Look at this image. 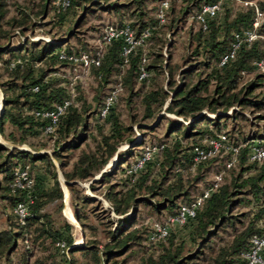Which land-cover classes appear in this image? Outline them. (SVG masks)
I'll return each mask as SVG.
<instances>
[{"label": "trees", "instance_id": "1", "mask_svg": "<svg viewBox=\"0 0 264 264\" xmlns=\"http://www.w3.org/2000/svg\"><path fill=\"white\" fill-rule=\"evenodd\" d=\"M155 1L156 6L149 9L147 0H69L68 6L54 8L59 24L65 19V11L73 6L90 10L92 8L88 6L92 5L113 13L119 23L110 24L118 27L127 24L136 37L146 28L150 29L143 43L134 46L126 56L123 55V39L112 40L104 48L100 65L90 68L99 85L116 75L114 86L120 83L122 89H129L130 96L140 97L141 120H136L137 116H134L129 124L123 123L115 112L116 102L104 118L98 117L106 95L96 115L108 124L107 132L100 129V137L95 139L93 149L75 153L86 141L83 134L89 129L88 121L94 114L92 107L85 100L80 106L73 102L51 133H45L49 120L36 115V112L53 109L69 97L70 84H57L51 73L56 65L70 64L73 67L72 62L60 58L61 52L70 55L79 51L66 47L68 40H64L62 46V42H58L61 38L51 42L26 39L15 44L12 38L25 36L36 22H30L28 9H18L20 18L9 17L7 0H0V78L6 77L5 81H0L4 102L0 135L14 144L29 145V138L45 133L52 136L58 145L52 151V157L58 160L56 167L47 152L32 148L37 151L34 153L0 144V213L5 215V225L0 228V264H126L136 252L133 249L141 245L143 237L148 243L157 244L158 248L156 254H144L139 264H197L196 259H207L209 264H241L249 250L251 236L264 233V222H258L264 210L254 212L239 229L233 226L234 218L230 215L236 206L256 204L260 197H264V159L261 162L250 159L252 147L258 138L263 137L262 132L258 129L250 133V130L248 134L238 124H232L231 132H222L229 120L249 123L241 109L249 108L253 113L264 110V70L257 65L264 59V20L258 29L263 38L250 43L242 42L234 56L220 64L221 58L231 50L236 36L243 35L252 27L256 11L264 12V0L252 5L241 3L239 10L234 13L226 11L222 18H219L220 12L209 16L205 29L196 20L197 14L203 4L221 0H181L184 5L181 15L193 11L192 18L199 26L194 36L193 56L201 55L204 61L198 62L202 66L201 71L199 66L191 65L178 74L177 80L174 78L176 68L169 60L160 53L152 56L144 48L166 22H160L157 16L162 0ZM50 2L41 0L37 11L39 17L48 13ZM170 7L169 2L167 13ZM151 10L154 16L149 15ZM81 45L86 47L84 43ZM95 50L96 44L92 50L84 51ZM143 71L146 76L141 77ZM159 75H165V86L156 82ZM249 75L253 77L244 82L245 76ZM135 81L141 84L137 90ZM76 84L75 98L79 99ZM162 109L175 118L166 119L164 135L156 142L148 143L164 147L142 169L130 173L127 159L139 156L141 150L134 154L135 146L142 147L147 143L137 138L132 124H138L139 130L154 131L165 119L164 115L157 119ZM203 111L214 113L215 117L208 118ZM261 119L264 115L258 114L249 124L252 128L256 127ZM145 121L155 124L147 127ZM6 124L13 127L8 133L5 132ZM222 133L232 144H244L237 162L231 166L239 165V170L229 182H223L224 170L220 167H226L232 156L230 151L222 149L210 159L197 164L193 162V148L205 146L206 139ZM172 134L175 136L172 137ZM123 143H135V146L119 151L113 168L102 172L88 186L92 191H96L98 185L105 187L102 196L108 206L103 207L100 200L88 194L80 183L91 181L101 172ZM223 153H226L227 163L213 166ZM252 166L255 167L254 172L247 174ZM17 167H27L34 178L30 190L13 186ZM186 169L198 170V173L193 178H187L183 175ZM35 170L39 173L37 180L33 175ZM57 170L70 193L74 218L84 232L83 244L75 243L74 226L62 214L64 193ZM208 173H213V179L205 182ZM116 174L120 175L118 181L112 179ZM218 174L222 177L217 187L196 210L194 218L182 225L189 230L188 237L197 248L195 252H185V242H175L173 228L164 239L154 242L149 239L151 225L146 234H142L143 231L136 226L139 205L148 207L153 213H163L166 219L175 215L180 206L190 204L205 189L211 188ZM46 178L52 183L41 185ZM201 182L206 184L196 195ZM29 197L32 202L28 205L24 224H21L16 219L14 208ZM50 205L52 209H49ZM246 215L243 214L244 217ZM99 226H103L101 232ZM227 228H233L232 238L217 247L213 246L212 240ZM206 252L210 255L207 256ZM261 255L264 260V249Z\"/></svg>", "mask_w": 264, "mask_h": 264}, {"label": "rangeland", "instance_id": "2", "mask_svg": "<svg viewBox=\"0 0 264 264\" xmlns=\"http://www.w3.org/2000/svg\"><path fill=\"white\" fill-rule=\"evenodd\" d=\"M253 3L257 2L258 0H250ZM41 0H7V9H8V16L13 17L16 16L17 18H20V14L18 13V9H24V10H30V22H36V25H34L31 29V31H26L25 36L20 37H13L12 41L17 44L18 42H23L26 39L28 40H40V41H55L60 39L58 42H63L64 40H68L67 46H71L76 51H82V50H92L95 46V40L99 36V34L103 31L104 27L107 24H118V18L111 12H105L102 9L98 7H94L92 5H89L88 10H82L78 6H73L69 10L65 11V19L64 21L59 24L58 23V16L55 14L53 5V0H51L50 4L48 5V13L46 15H42L39 17L37 15V11L39 9V4ZM170 2V9L167 13V18L165 25L161 27L159 30H157L155 37L144 47L146 52L149 51L151 55L153 54H162L163 58L169 60L170 64L176 68V74L174 76L175 80L178 79V74L189 68V66H199L198 69L200 71L202 70V66L199 65L198 62L204 61V58L200 55L193 56V51L196 45L195 37L197 32L199 31V26L197 22L192 18L193 11L189 14L181 15V10L183 8V4L181 0H169ZM220 2V15L219 18H222L226 11L229 12H236L239 10L242 6L241 3H239L236 0H221ZM157 1L155 0H147V8H153L156 6ZM196 10L194 9V12ZM151 16H154V11L151 10L150 14ZM77 19H79L77 21ZM85 44L86 47H82L81 44ZM152 60V59H151ZM150 60V61H151ZM149 61V63H150ZM211 66H213V63H211ZM72 66L70 64L68 65H56L54 66L53 72L51 73L54 78L57 80V84H62V86H68L70 82L72 81L73 77V70ZM199 70H197L198 72ZM1 73V70H0ZM80 77L76 79L75 84L78 87L79 90V99L75 98L74 103L77 106H80L82 101L85 100L86 104L90 105L93 110V115L89 119V126L88 130L84 132V137H86V141L80 146V148L75 150V153H78L79 150H90L93 149L95 145V139H99L100 137V129L102 132H107L108 130V124L105 123V121H101L97 118V111L99 106L102 104V101L104 97L107 95V93L110 91V89L114 86L116 75L111 77L107 83L100 84L98 82V79H96L92 73H89L88 75L83 74L81 71L79 72ZM253 76H245L244 82L251 79ZM6 77L3 76L0 78V81H5ZM157 83L161 84L162 86H165V75H159L157 76ZM150 84V83H149ZM179 84V83H178ZM141 86L139 81H135V90L139 89ZM148 87V86H147ZM147 89V88H146ZM258 92V91H256ZM262 92H264V89H262ZM166 106V104L163 106V108ZM115 112L119 116L120 120L125 123L129 124L130 119H132L134 116H137L136 120H141V104H140V97L138 96H130L129 89L124 87L122 91L119 94V97L114 105ZM244 116L249 120L250 122H253L255 117L258 114L264 115V110L260 112L249 110V108L241 109ZM203 113L206 114L208 118H214L215 114L203 111ZM228 114L231 113V109L228 110ZM161 115H164L165 119L162 120L160 125L154 129V131H150L149 129H138V124L134 123L133 130L135 131V134L137 138L140 140L144 139L145 142H156L158 138H161L167 128L166 119L169 118H175L173 114L167 113L162 109L160 113L158 114V118H160ZM142 122V121H138ZM186 123V121H183ZM145 123L148 124L147 127H150L155 124V122L145 121ZM245 123L242 120H236V122H233L232 120L227 121L225 128L222 129V132H231L232 124L234 125H241L243 132L248 133V131L254 132L258 129L262 132L263 137L258 138L256 140V143H262L264 140V130H263V124L264 119L258 120L256 123V127H251L250 124ZM150 125V126H149ZM252 128V129H251ZM13 127L9 124H6L5 126V132L8 133L11 131ZM175 136V134H172V137ZM0 139L2 141H6L8 145H14L17 147H25L29 150L38 149L39 152H47L51 158L52 163L57 167L58 160L52 157V151L56 149L58 145L55 144L54 138L52 136L47 135L45 133L29 138V145L27 144H14L5 138H3L0 135ZM240 142V140L238 141ZM244 145L243 143H239ZM255 144V143H254ZM129 144L123 143L118 147V150L116 154L107 162L105 167L103 169H106L107 171H110L113 166L115 165L116 161L112 163L115 160V156L117 159V154L119 151L125 150L128 147ZM141 150L140 146H135L134 154H138ZM34 153H37V151L32 150ZM226 153H223L222 156H219L218 163H213V166H219V164H226ZM134 158H128L127 162H131ZM224 162V163H223ZM126 165V163L124 164ZM258 166V165H257ZM226 168V169H225ZM220 167V170H224V178L223 182H229L238 172L239 165H236L235 167H230L227 169V167ZM252 169L249 170L250 174L254 172L255 167H251ZM258 168V167H257ZM37 170V169H36ZM34 171L35 174L34 177L36 180L39 178L37 175L39 173ZM38 171V170H37ZM57 176L59 180V184L61 189L64 193L63 198V209L62 214L63 216L74 226V233H75V243L76 244H83L84 242V232L82 228L80 227L79 223L76 221L73 215V206L70 199V193L66 186H64L62 182V176L57 170ZM198 173V170H184L183 175L187 178H193ZM100 172L97 173L94 177H100ZM246 175V173H244ZM205 182H209L213 179V173H208L205 176ZM97 178V179H98ZM120 178L119 174H116L112 179L114 181H118ZM94 179V178H93ZM85 181L80 183L82 188H85L86 192L88 194H91L96 199L100 200L103 207H107L108 204L105 201V199L102 196V192L105 187L98 185L96 187V191H92L89 189V184L93 181ZM95 179V180H97ZM39 181V180H38ZM43 181V182H42ZM41 185L48 186L52 183V181L49 178H46L42 180ZM205 182L199 183L197 187V192L195 194L197 195L198 192L204 187ZM199 194V193H198ZM244 196V195H242ZM247 198H251L248 195ZM49 209L51 208V205L49 206ZM138 209L139 212V218L136 222V226L139 227L143 233L146 234V230L150 227L151 222L153 221H161L165 219V216L162 214H156L150 211L148 207H145L143 205H139ZM262 209L264 210V197H260L259 201L254 204L250 205H238L236 206L232 212L230 213L231 217L234 218V227L239 229L242 226V223L245 225L248 221V218L251 217V215L254 212H259L258 210ZM68 212H70L71 217L69 216ZM243 214H248L246 217L243 216ZM4 214L0 213V228H2L5 224V218ZM111 216L116 217V215L111 214ZM243 216V217H242ZM240 219V220H239ZM238 221V222H237ZM258 222H264V213L261 214V216L258 218ZM103 229V226H99L98 230L101 232ZM227 231H221L219 232V237L212 240L213 246L217 247L219 244L230 240L232 235L234 234L233 228H227ZM188 228L185 226H174L172 229V234L175 236V242H185V252H195L197 250L196 245L189 239L188 237ZM90 234V233H89ZM101 236V235H100ZM139 247H135L133 250H136L135 254L127 260L126 264H139L141 258L144 256V254H156V248H158L157 244H150L147 242L146 239H144ZM207 256L210 255L209 253H205ZM209 258V257H206ZM197 264H209L210 262L205 259L204 261L201 259H196Z\"/></svg>", "mask_w": 264, "mask_h": 264}, {"label": "built area", "instance_id": "3", "mask_svg": "<svg viewBox=\"0 0 264 264\" xmlns=\"http://www.w3.org/2000/svg\"><path fill=\"white\" fill-rule=\"evenodd\" d=\"M244 5H252L250 0H236ZM55 8H64L69 5V0H53ZM169 7V0H162L160 9L158 11V18L160 22H164L167 16V9ZM221 10L220 2L214 4H203L200 12L196 16V20L202 24L203 29L207 25V17L217 15ZM264 20V12L256 11V15L252 22V27L246 30L243 35L236 36V41L233 43L231 50L225 54L220 61V64L225 63L235 54L236 49L242 42L250 43L257 38H263L258 33V29ZM150 29L146 28L138 37L135 36L133 30L129 25L118 27L116 25H106L100 35L95 41L96 50L79 51L78 53H72L67 55L63 52L60 54V58H65L73 64V77L69 85V97L62 102L56 104L53 109L37 111L36 115H41L49 120V124L45 127V133L53 132L55 126L59 122L61 115L65 113L67 108L73 104L76 95L75 81L80 77L79 72L83 74H89L91 67H97L100 65L104 48L114 39L122 38L124 41L123 55L126 56L130 50L143 43V41L149 36ZM257 65L264 70V59L257 63ZM13 66V64H12ZM146 76V72L141 73V77ZM122 88L120 83L114 86L104 99L102 106L99 109L98 117L104 118L109 109L116 102L118 95ZM2 106V94L0 91V110ZM242 145H234L230 142L226 134H220L215 138H208L205 140V146H195L193 148V162L197 164L201 161L210 159L216 156L222 149L224 151H230L232 153L231 159L226 164L229 168L234 165L240 155ZM163 145H156L151 143H145L141 147L140 155L135 157L128 168L130 173H135L142 169L146 162L150 161L154 156L163 148ZM250 159L253 161L261 162L264 159V140L262 143H255L250 153ZM221 174L215 176V183L211 188L205 189L202 194L198 195L190 204H184L180 206L178 212L175 215H171L163 221L151 222V229L149 232V239L152 241H158L164 239L174 226H182L188 220L194 218L196 210L203 203V201L210 196L211 192L217 187L221 180ZM34 178L28 172L27 167H17L14 170L13 186L19 189L30 190L33 187ZM32 202L29 197L28 200L19 202L14 208V214L19 223L24 224L25 218L28 215V205ZM264 249V233L253 234L250 238L249 250L244 254V262L241 264H264L262 258V251Z\"/></svg>", "mask_w": 264, "mask_h": 264}, {"label": "water", "instance_id": "4", "mask_svg": "<svg viewBox=\"0 0 264 264\" xmlns=\"http://www.w3.org/2000/svg\"><path fill=\"white\" fill-rule=\"evenodd\" d=\"M3 109H4V102H3V97H2V106H1V110H0V117H1V115H2V113H3ZM158 117H159V116H158ZM0 144L3 145V146L9 147V148L17 147V146H14V145H8V144H6V143H4V142H2V141H0ZM134 144H135V143H132V144H129L128 146H135ZM19 148L29 150L28 148H25V147H19ZM115 161H116V156H115V160H114L112 163H114ZM105 171H107V170H106V169H103V170L100 172L99 175H101V173H102V172H105ZM97 178H98V177H94L93 180H95V179H97ZM62 182H63L64 186H66V182H65L63 179H62Z\"/></svg>", "mask_w": 264, "mask_h": 264}, {"label": "bare ground", "instance_id": "5", "mask_svg": "<svg viewBox=\"0 0 264 264\" xmlns=\"http://www.w3.org/2000/svg\"><path fill=\"white\" fill-rule=\"evenodd\" d=\"M0 141H2L1 139H0ZM2 142H4V143H6L7 144V142L6 141H2ZM68 214H69V216L71 217V214H70V212H68ZM72 218V217H71Z\"/></svg>", "mask_w": 264, "mask_h": 264}]
</instances>
